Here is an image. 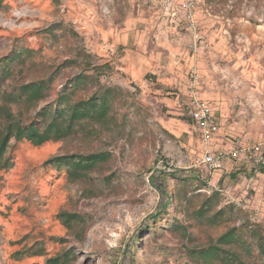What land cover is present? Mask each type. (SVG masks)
<instances>
[{
	"label": "rangeland",
	"instance_id": "1",
	"mask_svg": "<svg viewBox=\"0 0 264 264\" xmlns=\"http://www.w3.org/2000/svg\"><path fill=\"white\" fill-rule=\"evenodd\" d=\"M230 27L255 36L227 43ZM225 44L244 55L235 68L246 88L234 96L214 90L206 66ZM263 46L264 0H4L0 105L5 92L52 77L34 105L8 103L25 124L43 126L48 117L37 114L75 76L89 77L77 99L111 96H100L103 118L68 137L11 140L0 166V264H221L206 252L227 247L226 232L264 238ZM196 101L219 120L210 140L193 119ZM208 148L230 153L213 167L201 161ZM98 152L109 158L92 169L49 162ZM165 165L180 172L160 174ZM163 181L170 205L151 221L166 201ZM251 256L264 264V254Z\"/></svg>",
	"mask_w": 264,
	"mask_h": 264
},
{
	"label": "trees",
	"instance_id": "2",
	"mask_svg": "<svg viewBox=\"0 0 264 264\" xmlns=\"http://www.w3.org/2000/svg\"><path fill=\"white\" fill-rule=\"evenodd\" d=\"M3 1L4 0H0V8L3 5ZM221 28L222 25H218L215 31L220 32L222 31ZM68 62L74 63V60H67L61 65V68L64 67L63 65H67ZM52 80V77L35 80L23 84L21 88L16 87L12 91L5 92L2 95L5 103L0 105V166H2V160L13 138L20 140L27 139L35 145H41L52 139L68 137L78 123H82L92 117H98L99 119L103 118L102 112L103 108L107 105L108 98L100 96H111V90L109 93L105 92L104 94L96 92L92 95L93 97L89 99H77L75 97L79 94L80 90L87 85L89 77L86 75L75 76L66 82L59 91L55 104L54 102L47 104L37 114L39 118L48 117L43 126L38 125L36 121L25 124L21 119L16 118L11 108L8 106V103L12 102L18 104L23 102L29 106L34 105L46 96L51 87ZM213 115L215 122H217L218 118L214 110ZM108 158L109 154L106 152L88 154L72 153L56 155L51 158L49 162L72 166L76 171H81L92 169L107 161ZM259 168L263 170L264 165L260 164ZM159 172L160 174L168 173L172 176H177L180 170H173L165 165ZM164 181L162 182L163 184L158 185V189H160L166 201L156 213L151 214L149 217L151 221L159 220L164 213L167 212L170 205L171 196ZM64 222L70 226L68 217L65 218ZM148 228L150 229V223ZM254 234V236L258 235L256 232ZM140 239L141 234L138 233L137 236H135V241L137 242ZM219 243H224L228 246H222L221 248L218 246L211 247V249L206 252L207 259L210 260V263L213 262L214 259H220L221 264H263L249 257L252 255L253 250H257L258 255L264 254V238L257 237L256 241L253 242V240L246 236L244 230L235 227L222 235ZM218 248L224 253V255L219 258H217L218 256L215 254V250H218Z\"/></svg>",
	"mask_w": 264,
	"mask_h": 264
},
{
	"label": "crops",
	"instance_id": "3",
	"mask_svg": "<svg viewBox=\"0 0 264 264\" xmlns=\"http://www.w3.org/2000/svg\"><path fill=\"white\" fill-rule=\"evenodd\" d=\"M243 36L254 37L255 35L253 36V34L246 32V30L244 29L235 30L232 27L225 29V40H227V43L228 42L231 43V41L237 42L240 38L242 39ZM228 39H230V41H228ZM237 50L238 49L235 48L234 44H227V45L225 44L220 48L216 47L214 48L213 53L216 55V58H219V60L217 61L211 60L210 62H207L206 65L207 68L211 69V71L213 72L212 74L215 80V83L213 84V86L215 87L214 90L215 91L219 90L218 93L223 94V96H225L223 92H225L226 90L228 92H231V94L234 96L235 93L237 92L236 86L238 84H242V87L246 88L245 87L246 81L243 80L242 78L243 74L242 73L239 74V70L235 68L237 66L235 65L237 59L238 58L241 59L242 57H244L243 54L238 55L239 53L237 52ZM262 51L264 52V46L262 47ZM244 70L246 71V69ZM246 74L247 73H245V75ZM207 82L208 81L204 77V85Z\"/></svg>",
	"mask_w": 264,
	"mask_h": 264
},
{
	"label": "built area",
	"instance_id": "4",
	"mask_svg": "<svg viewBox=\"0 0 264 264\" xmlns=\"http://www.w3.org/2000/svg\"><path fill=\"white\" fill-rule=\"evenodd\" d=\"M199 75L194 76V80L192 82V85L198 83ZM195 108L192 111L193 119L198 123L200 128L202 129L204 136L206 139L210 140V138L213 136V134L217 130V125L214 121V115H213V108L207 104L202 103L200 101H196ZM240 140H236L235 144L233 146V149L230 154L238 155L241 150L239 148ZM246 149H252L251 146H248ZM229 153L225 151H219V152H212L209 148L205 151V153L202 156V163L209 165V166H217L219 162L223 161V159L228 158Z\"/></svg>",
	"mask_w": 264,
	"mask_h": 264
}]
</instances>
